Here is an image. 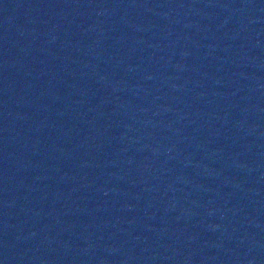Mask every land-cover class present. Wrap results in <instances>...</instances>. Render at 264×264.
Here are the masks:
<instances>
[{
	"label": "water",
	"instance_id": "obj_1",
	"mask_svg": "<svg viewBox=\"0 0 264 264\" xmlns=\"http://www.w3.org/2000/svg\"><path fill=\"white\" fill-rule=\"evenodd\" d=\"M0 264H264V0H0Z\"/></svg>",
	"mask_w": 264,
	"mask_h": 264
}]
</instances>
